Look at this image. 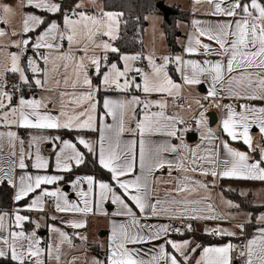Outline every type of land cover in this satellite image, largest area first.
I'll return each mask as SVG.
<instances>
[{"label": "snow or ice", "instance_id": "snow-or-ice-1", "mask_svg": "<svg viewBox=\"0 0 264 264\" xmlns=\"http://www.w3.org/2000/svg\"><path fill=\"white\" fill-rule=\"evenodd\" d=\"M193 3L206 4L205 14L214 19L191 20L183 45L186 56H157L154 51L121 52L115 42L127 24L125 13L106 10L98 0H77L67 12L59 0H20L19 7L30 11L21 14L19 28L0 29V184L14 190L16 205L0 210V264H77L81 256L68 258L74 251L84 253L83 264H233L234 253L242 264H264V215L245 217L234 225L239 232L206 227L209 236H243L241 244L209 246L169 238L192 232L191 223L173 227L147 222L162 217L235 220V215L217 210L215 182H264V106L252 103L264 104V0ZM17 14L16 8L0 3V24ZM57 14L62 22L49 18ZM110 54H117L118 61H111ZM93 76L100 77L103 91L121 95L97 100L101 86L93 84ZM202 84L208 85L202 98L185 95L186 89ZM24 88L47 95L26 98ZM225 99L239 103H221ZM204 101L221 112L219 132L208 126ZM170 103L176 111H169ZM13 129L28 130V138ZM53 130L94 132L98 137L79 135L73 141L48 134ZM190 132L199 133L201 142L195 147L186 142ZM231 142L242 143L247 151ZM44 145L50 146L49 155ZM89 154L109 179L76 176L68 182L71 193L66 192L64 174L84 165ZM161 186H166L163 195ZM21 201L28 202L21 206ZM109 203L115 206L110 235L106 244L98 245L104 258L88 257V237L79 230L87 227L89 216H109ZM219 203L239 208L222 194ZM48 208L61 214L51 215L52 221L75 231L50 224L51 239L44 242L37 231L39 218L24 213L47 215ZM252 223L259 227L246 234Z\"/></svg>", "mask_w": 264, "mask_h": 264}, {"label": "crops", "instance_id": "crops-1", "mask_svg": "<svg viewBox=\"0 0 264 264\" xmlns=\"http://www.w3.org/2000/svg\"><path fill=\"white\" fill-rule=\"evenodd\" d=\"M0 3H7V4L11 5L12 7L17 9V13H18L14 18L11 19L10 23L0 24V29H4L8 32H11L13 29L19 28L20 22H21V14L25 11H30V9H25V8L19 7L20 0H0ZM98 3L102 6L101 0H98ZM163 5L170 8L172 12H173L172 8H174V9H177L178 11H181L185 14V18L176 19L175 23H174L175 28L178 32V35L176 37V45L178 48V52L171 53L169 50V46L167 43V37H166L165 29H164V23L167 22L169 20V18L166 20L163 17L162 13L159 11L152 12V13H149L146 15V16H149L152 18L149 20H145L146 26L144 27L143 34H142V45H143L142 52L144 54H147L149 52L154 51L157 56L169 55V54H173V55L174 54H184L183 53V45L186 42L187 36L189 35V33L191 31V20L194 18H199L204 22H210L214 18L208 17L205 14L206 9H207L206 4L194 5L193 0H163ZM196 8H198L199 11H194V9H196ZM89 10H91V6H89ZM173 15H174V12H173ZM61 22H62V20H61ZM65 47H67L66 42H65ZM7 50L12 51V52L17 51L14 48H9ZM124 53H127V52H124ZM136 53H138V52H136ZM28 54L31 55V52H29ZM128 54H134V53H128ZM184 55L186 56V54H184ZM192 58L199 59V57H192ZM141 66H143V64H141ZM171 67L172 66H170V68ZM174 74L176 75L175 80H177V82H179V75L176 74L175 72H174ZM29 75H31V74L29 73ZM12 82H14V81L10 79L9 83H12ZM93 84L94 85H100V77L96 76L95 79H93ZM207 88H208L207 84L192 86L190 89L185 90V95H188L190 93L193 97L202 98L204 95L207 94ZM33 90H34L33 93L27 92L25 94V97L31 98L34 95L36 98H39L42 95H47V93L42 92L40 89L34 88ZM120 95H121L120 93H116V92H105V91H103V88L101 86V91L97 94L96 98H97V100L102 102V100L105 96H111V97L115 98V97H118ZM153 99H159V97H153ZM204 103H205V101H204ZM222 103H232V101L225 99V100H223ZM252 103L256 104L257 106H264V104H262L259 101L252 102ZM205 106H206V103H205ZM98 111L102 112V107H98ZM169 111L170 112L176 111L175 107L172 106L171 103L169 104ZM209 112H214L216 114V121H215V123H210V120L207 117L208 118V126L212 127L214 130L219 132L218 125L220 123L221 112L217 108L213 111L208 110V113ZM107 122L111 123L110 118ZM13 130H17V129H13ZM17 131L21 137H23L25 139L28 138V135H29L28 130L19 129ZM48 134L53 135V136L59 135L63 139H70L73 141L79 135H83L86 138L93 139V140L98 137V133H94V132H69L67 130H60V131L53 130ZM188 134H194L195 138L193 140H188L187 139ZM188 134L186 135V142L191 147H195L197 144H199L201 142L199 139V133L190 132ZM125 136L127 138V134H125ZM253 136H254V139L256 141L260 140V137L258 136V134L255 131H253ZM231 146L236 148L237 150H240V151H247L246 146H244L242 143H239V142H231ZM80 147H81L82 151L86 152V150H84L82 148V146H80ZM43 148H44V154L49 155L50 154V146L44 145ZM74 169H76V168H74ZM49 172L52 174H55L53 168H50ZM67 174H64L65 175V181L62 182V187L64 190H65V187H67V190H65V191L69 192V193H71V188H70V185L68 183L69 181L73 180L76 176L91 175V174H74L71 178L67 179L66 178ZM157 175H162V173H158ZM164 178L166 179L167 177L165 176ZM198 178L206 180L207 182L212 181L211 177H207V178L198 177ZM105 181H107V180H105ZM215 183H216V187H214L212 189V195H213V199L219 205L217 210L221 213H231V214L235 215L236 216L235 220L227 219V220H222V221H178V220L169 221L167 218L162 217V218H152L151 220H148L147 222L153 223V224L170 223V224H172L173 227H183L185 224L191 223L192 227H193V231L192 232L185 231V234L183 236L186 237V235H187V237H189L188 239H190L196 243H199L198 242L199 237H202V236H208V237L213 238V239H223L224 240L223 242H221L219 244H211V245H221V244H224L226 242H232L234 244H238V243L242 242L243 236H240V237H223V238L214 237V236L207 235L205 233L204 229L206 227L211 228V227L219 226V227L228 228L230 230H235V231L239 232V229H235L234 225L237 223L244 222L245 217L251 216L253 218V220H255V218H258L260 215H264V209L260 210L257 213L252 212L248 209L249 206H256V207L262 206V207H264V204H252L251 202H249L251 199L252 190L253 189L264 190V182L220 179V180L216 181ZM164 187H166V186H161L160 195H163V188ZM221 194L225 200H231L233 203L238 204L239 208L228 209L224 205L220 204L219 198H220ZM232 194H237V196L239 198L245 199L246 203L248 205L241 206L240 202L235 200V198L232 197ZM13 195H14V190L12 189V205H11L10 210H12L14 207H16V205L14 204V201H13ZM71 198L75 199L74 194H72ZM27 202L28 201H21L20 205L23 206ZM105 209H106V211H108L109 216H101V215L89 216L87 218V227L85 229L79 230L80 232H82L84 235H87V237H88V242H87V256L88 257H99L100 259L104 258V250L102 248H100L98 245L100 243H104V244L107 243L108 237L110 235V222H109L110 218H111L110 214L112 211L115 210V206L111 205L109 203V204L105 205ZM10 210H7V211H10ZM24 214L29 215L32 220H37L39 218L41 228L39 230H37L38 235L41 236L42 239H46V242H49L51 239V233L47 227L49 222L51 221L49 216L53 215V214L59 216L61 214L54 213L51 208L47 209V215H45V213H37V212L24 213ZM64 218L67 219L68 217H64ZM117 219H121V218H117ZM246 227H248L246 230H248L250 234H255L256 228L259 227V225L252 223V224H248ZM26 228L31 230L33 228V225L31 223L26 224ZM61 228H62V230H65V231L69 232L70 234H72L73 231H75V230L66 228L63 224L61 225ZM180 237H181L180 235H178L176 233H172L169 238H171L173 240H177V241L187 239V238H180ZM249 238H250V236H249ZM74 242L78 246L81 244V242L79 240H75ZM156 243L157 244L163 243V241H157ZM205 246H209V245H205ZM144 247L147 248V247H150V245H145ZM72 255L81 256V260L78 261L77 264H83L84 253L82 251L81 252H75L74 251L69 255L68 258L71 259ZM194 256H198V253L194 254ZM4 264H7V262H4ZM233 264H242V262L240 260L239 261H233Z\"/></svg>", "mask_w": 264, "mask_h": 264}, {"label": "trees", "instance_id": "trees-1", "mask_svg": "<svg viewBox=\"0 0 264 264\" xmlns=\"http://www.w3.org/2000/svg\"><path fill=\"white\" fill-rule=\"evenodd\" d=\"M63 5L64 11L67 12L69 8L74 6L77 0H59ZM102 6L106 10L120 11L124 12V20L127 21L126 26H122L121 37L117 40L116 46L120 48L121 52L136 53L142 52V34L143 29L146 26V21L143 19L147 14L152 12H157V5L163 3V0H101ZM174 15L169 17V20L164 23V29L167 37V43L171 53L178 52L176 45V37L178 32L175 28V20L185 18V14L177 9L172 8ZM50 19H56L57 22H61V17L59 14L56 16H49ZM35 35V33L31 34ZM110 60L113 62L118 61L117 54H110ZM170 74L176 79V75L172 70ZM74 174H91L98 179L108 180L109 174L104 170L100 169L98 164L94 162L93 157L89 154L86 156V162L79 168L73 170L72 173H68L66 178H71ZM235 200L239 201L237 194L232 196ZM12 205V189L7 186V184H0V210H10ZM252 212H259L264 209V207L249 206L248 208ZM248 227H246L247 229ZM246 234H250L246 230ZM223 239H213L208 236L199 237L198 242L205 246L211 244H219L223 242ZM234 261H239L235 259V253L233 254Z\"/></svg>", "mask_w": 264, "mask_h": 264}, {"label": "rangeland", "instance_id": "rangeland-1", "mask_svg": "<svg viewBox=\"0 0 264 264\" xmlns=\"http://www.w3.org/2000/svg\"><path fill=\"white\" fill-rule=\"evenodd\" d=\"M95 77L96 76H93L92 78L93 79H95ZM102 86V85H101ZM27 89V88H26ZM232 196H233V194H232ZM239 200H240V205L241 206H246V205H248L247 203H246V200L245 199H243V198H239ZM249 200V199H248ZM249 202H251L252 204H264L263 202H264V190H262V189H253L252 190V195H251V199H250V201ZM51 216V215H50ZM49 216V217H50ZM51 220V219H50ZM50 224H55V226H57V227H61V223H60V221L59 220H57V221H50L49 222V224L48 225H50ZM180 238H189V237H187V235H186V237L185 236H181ZM44 242H46V239H42Z\"/></svg>", "mask_w": 264, "mask_h": 264}, {"label": "water", "instance_id": "water-1", "mask_svg": "<svg viewBox=\"0 0 264 264\" xmlns=\"http://www.w3.org/2000/svg\"><path fill=\"white\" fill-rule=\"evenodd\" d=\"M157 10L162 13L163 17L167 20L171 15H173V12L170 8L163 5V3H159L157 5ZM207 117L210 120V123H215L216 121V114L214 112L207 113ZM195 138L194 134H188L187 139L193 140ZM65 190H67V187H65Z\"/></svg>", "mask_w": 264, "mask_h": 264}, {"label": "built area", "instance_id": "built-area-1", "mask_svg": "<svg viewBox=\"0 0 264 264\" xmlns=\"http://www.w3.org/2000/svg\"><path fill=\"white\" fill-rule=\"evenodd\" d=\"M11 84V83H10ZM27 92H29V93H33L34 92V90L33 89H26V88H24L23 89V94L25 95ZM223 101H221V103H222ZM205 103H206V107H208V110L209 111H213V110H215L216 108L214 107V106H209V101H205ZM232 103H234L235 105H238V103L239 102H233L232 101ZM172 106H174V105H172ZM243 242V241H242ZM242 242H240V243H238V244H241Z\"/></svg>", "mask_w": 264, "mask_h": 264}]
</instances>
